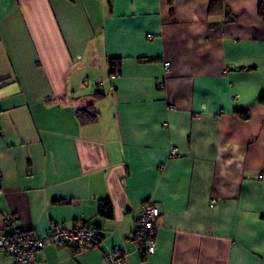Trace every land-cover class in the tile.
Returning <instances> with one entry per match:
<instances>
[{"label": "crops", "instance_id": "1", "mask_svg": "<svg viewBox=\"0 0 264 264\" xmlns=\"http://www.w3.org/2000/svg\"><path fill=\"white\" fill-rule=\"evenodd\" d=\"M169 1L0 0V233L13 214L39 236H101L34 264H106L116 247L128 264H264L260 0H224L233 21L210 0ZM90 103L99 119L83 125ZM147 201L161 212L149 256L135 238Z\"/></svg>", "mask_w": 264, "mask_h": 264}, {"label": "built area", "instance_id": "2", "mask_svg": "<svg viewBox=\"0 0 264 264\" xmlns=\"http://www.w3.org/2000/svg\"><path fill=\"white\" fill-rule=\"evenodd\" d=\"M171 64L165 63L169 70ZM171 155H177V149L172 148ZM159 207L147 201L141 206L137 216L135 238L137 250L143 255H153L157 249V222L160 217ZM64 242L73 249L93 248L101 242L100 234L93 228L78 225L74 228H64L53 224L47 234L39 236L34 232L21 229L17 225L16 216L7 214L5 225L0 233V254L9 255L13 264H34L37 253L46 245ZM106 264H128L119 248H112L105 254Z\"/></svg>", "mask_w": 264, "mask_h": 264}, {"label": "trees", "instance_id": "3", "mask_svg": "<svg viewBox=\"0 0 264 264\" xmlns=\"http://www.w3.org/2000/svg\"><path fill=\"white\" fill-rule=\"evenodd\" d=\"M174 0L169 1V5L173 7ZM259 17L264 23V0H260L259 5ZM209 15L220 16L224 15L227 21H233L234 16L230 13V11L226 8L224 0H210ZM121 58H109L107 60V66L109 71V76H117L121 73ZM141 61H152V59H141ZM104 94L101 92H96L94 97H103ZM243 118H247V115L244 112H239ZM77 118L80 123L83 125L96 123L99 119V111L96 109L93 103L88 104L86 107L78 109L76 112ZM99 215L112 218L113 217V204L111 200L106 199L99 203L98 206Z\"/></svg>", "mask_w": 264, "mask_h": 264}]
</instances>
